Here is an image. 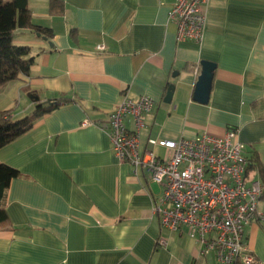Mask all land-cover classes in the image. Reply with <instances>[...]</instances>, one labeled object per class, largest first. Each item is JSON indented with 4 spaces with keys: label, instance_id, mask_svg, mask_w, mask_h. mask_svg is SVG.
<instances>
[{
    "label": "crops",
    "instance_id": "obj_1",
    "mask_svg": "<svg viewBox=\"0 0 264 264\" xmlns=\"http://www.w3.org/2000/svg\"><path fill=\"white\" fill-rule=\"evenodd\" d=\"M171 3L27 0L32 24L52 37L15 32L14 44L31 46L34 59L27 75L0 87V110L29 114L28 91L69 100L0 148V163L19 172L6 193L0 264H216L184 230L161 228L153 203L162 187L121 162L97 125L124 97L146 95L154 104L142 149L150 138L221 137L235 128L264 168V0H208L199 43L176 42ZM202 60L215 65L206 103L192 99ZM123 124L134 129L131 115ZM258 209L245 239L264 264V195Z\"/></svg>",
    "mask_w": 264,
    "mask_h": 264
},
{
    "label": "built area",
    "instance_id": "obj_2",
    "mask_svg": "<svg viewBox=\"0 0 264 264\" xmlns=\"http://www.w3.org/2000/svg\"><path fill=\"white\" fill-rule=\"evenodd\" d=\"M208 0H172L168 20L176 26V42L199 43L203 37ZM146 96L124 97L107 118L97 125L108 133L113 151L134 173L144 171L162 187L153 211L161 228L184 230L199 247L201 256L212 254L216 264H257L248 248L245 228L261 218L258 209L264 183L247 174V151L235 128L221 137L201 134L192 139H148L140 145L143 117L153 107ZM131 115L134 129L123 124ZM159 146L169 155L158 156L150 147ZM163 246L164 240L158 239Z\"/></svg>",
    "mask_w": 264,
    "mask_h": 264
},
{
    "label": "trees",
    "instance_id": "obj_3",
    "mask_svg": "<svg viewBox=\"0 0 264 264\" xmlns=\"http://www.w3.org/2000/svg\"><path fill=\"white\" fill-rule=\"evenodd\" d=\"M23 29L48 39L52 37L48 28L32 24L27 0H0V87L20 75H27L33 63L31 46L13 42L15 32ZM26 95L35 105L29 114L14 119L11 109L0 110V148L30 130L40 117L69 100L66 97L41 100L36 91H28ZM247 163V174L257 176L264 183V168L255 153L248 155ZM17 176L19 172L15 168L0 163V227L8 223L4 203L9 183Z\"/></svg>",
    "mask_w": 264,
    "mask_h": 264
},
{
    "label": "water",
    "instance_id": "obj_4",
    "mask_svg": "<svg viewBox=\"0 0 264 264\" xmlns=\"http://www.w3.org/2000/svg\"><path fill=\"white\" fill-rule=\"evenodd\" d=\"M39 35V34H38ZM200 72L197 76L192 99L200 103H206L209 97V90L211 86V79L213 76V70L215 68L214 63L202 60L200 62ZM173 86H169L164 96V101L169 102L172 95Z\"/></svg>",
    "mask_w": 264,
    "mask_h": 264
}]
</instances>
